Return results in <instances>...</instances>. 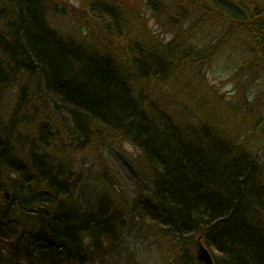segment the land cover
I'll use <instances>...</instances> for the list:
<instances>
[{"label": "trees", "instance_id": "16d2710c", "mask_svg": "<svg viewBox=\"0 0 264 264\" xmlns=\"http://www.w3.org/2000/svg\"><path fill=\"white\" fill-rule=\"evenodd\" d=\"M143 1L170 40L119 4L85 3L80 16L100 21L102 6L112 24L76 38L55 28L56 0H1L0 264H200V241L215 264H264V149L219 131L216 108L175 115L180 78L220 47L194 43L195 14L211 5L264 67V1ZM125 142L137 170L114 154Z\"/></svg>", "mask_w": 264, "mask_h": 264}, {"label": "rangeland", "instance_id": "374dc122", "mask_svg": "<svg viewBox=\"0 0 264 264\" xmlns=\"http://www.w3.org/2000/svg\"><path fill=\"white\" fill-rule=\"evenodd\" d=\"M100 1L110 5L119 4L121 8L117 10L120 16L124 18H127L131 12H138L143 19V22L140 23L141 26H139L143 31L148 29L150 32H156L160 39L166 41L170 40L173 36L172 33L164 29L161 30V26L153 18L152 11L145 6L143 0H56L60 6H64L66 13H56V21H53L55 28L62 34L76 38H78V35L81 37L82 33L86 30L87 34H90L89 31H92L91 27H95V30L101 31V20L112 24L109 14L104 11L105 8L99 6L102 9L98 13L100 21L91 19L88 15L87 17L80 16L82 15L80 9L84 10L85 3H97ZM242 1L251 5L250 3L261 4L264 0ZM2 7L3 5L0 0V9ZM212 8L209 5L207 11ZM206 12L200 10V12L195 14V18H193L195 21L192 23L193 27L199 21L204 23V29L200 31L201 35L199 38L194 39V43L204 49L205 46L219 41L220 47L211 48L212 50L207 52V55L211 56V63H208L205 69L200 68V73L198 74L200 76L194 74L198 78L195 77L196 79H191L188 82H186L188 80L187 76L180 78L179 91L184 90L185 96L181 99L182 103L178 102L180 104L174 101L178 107V114L175 113V115L183 116L182 109L186 107L185 120L187 122H203L209 116L211 107L216 108V111L214 110L216 114L212 115V123H214L212 125L225 133L230 139L244 143L245 147L252 153H259L261 148L264 149V67L252 64V54L247 51L248 43H245L248 39L242 29L233 25L222 26L216 14ZM230 28L234 30L231 31ZM225 33H227V36ZM121 39L124 40V38ZM115 42L119 47H125L122 45V41L116 39ZM119 54L122 55V51ZM167 96L170 100H173L172 96L175 97V94L172 93L171 95V91H169ZM113 145L115 149L114 154L116 156L120 154L124 158L123 162L131 164L136 169L139 165V151L133 145L126 142L122 144L115 143ZM90 154L94 153L92 151L89 153L85 151L80 155L86 156ZM262 154L261 160H264V152ZM120 173L121 171L119 170ZM113 174L119 175L118 172H114ZM122 174L127 179L128 176L132 177L131 174ZM134 182L135 180H129L130 186L135 188L136 182ZM143 186L144 184H142ZM149 243L153 246L151 242ZM199 244L207 248L202 241ZM207 250L212 256V251L209 248ZM156 257L159 260V264H161L160 259L163 260V255L161 256V253H159ZM198 263L200 262L198 261Z\"/></svg>", "mask_w": 264, "mask_h": 264}, {"label": "water", "instance_id": "95a60500", "mask_svg": "<svg viewBox=\"0 0 264 264\" xmlns=\"http://www.w3.org/2000/svg\"><path fill=\"white\" fill-rule=\"evenodd\" d=\"M198 260L202 264H215L209 251L203 245L198 247Z\"/></svg>", "mask_w": 264, "mask_h": 264}]
</instances>
